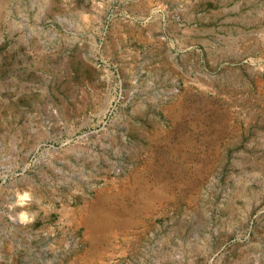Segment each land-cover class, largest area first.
<instances>
[{
  "label": "rangeland",
  "instance_id": "374dc122",
  "mask_svg": "<svg viewBox=\"0 0 264 264\" xmlns=\"http://www.w3.org/2000/svg\"><path fill=\"white\" fill-rule=\"evenodd\" d=\"M0 264H264V0H0Z\"/></svg>",
  "mask_w": 264,
  "mask_h": 264
}]
</instances>
